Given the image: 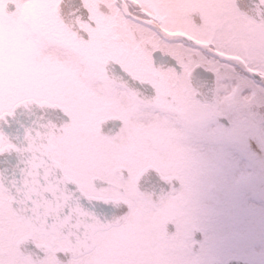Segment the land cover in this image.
Here are the masks:
<instances>
[{
	"label": "flooded vegetation",
	"instance_id": "af4514ba",
	"mask_svg": "<svg viewBox=\"0 0 264 264\" xmlns=\"http://www.w3.org/2000/svg\"><path fill=\"white\" fill-rule=\"evenodd\" d=\"M6 112L103 222L0 188V264H264V0H0Z\"/></svg>",
	"mask_w": 264,
	"mask_h": 264
},
{
	"label": "water",
	"instance_id": "95a60500",
	"mask_svg": "<svg viewBox=\"0 0 264 264\" xmlns=\"http://www.w3.org/2000/svg\"><path fill=\"white\" fill-rule=\"evenodd\" d=\"M23 170H24V173L22 174V178L19 179V182L23 183L24 185H30V184H32V185L29 189L23 190L22 193L20 194V196L24 199H27V200L28 199L33 200L32 204H31V208L34 211H36V212H33V216L36 217V215H37V216L43 218L44 216H46V214L44 213L46 208L56 209L57 214L63 215L64 213H62L60 211V208L62 206V203L60 201H53V203H51V204L43 203V202H45V201H43V199L49 200L50 196H49V193H47V192L46 193L41 192L40 187L36 184V183L42 181L41 178H38V179L34 178V176H36L35 172L36 171L39 172V170H37L35 167H32L30 165H25ZM6 176H7V178L4 179L3 183L8 184L9 183V179H8L9 175L6 174ZM51 176L52 177H58V174L54 173ZM50 181L52 182L53 180L48 179V182H50ZM55 183H59V182H55ZM35 186L37 187V189ZM54 190L57 191V189L48 190V191L52 192ZM72 205H73V198L70 197V206H72Z\"/></svg>",
	"mask_w": 264,
	"mask_h": 264
}]
</instances>
